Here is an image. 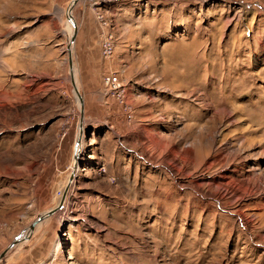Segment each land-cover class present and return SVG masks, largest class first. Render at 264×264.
<instances>
[{"label":"rangeland","instance_id":"374dc122","mask_svg":"<svg viewBox=\"0 0 264 264\" xmlns=\"http://www.w3.org/2000/svg\"><path fill=\"white\" fill-rule=\"evenodd\" d=\"M69 3L0 0V252L66 189L67 264H264V0Z\"/></svg>","mask_w":264,"mask_h":264},{"label":"crops","instance_id":"0c3cea01","mask_svg":"<svg viewBox=\"0 0 264 264\" xmlns=\"http://www.w3.org/2000/svg\"><path fill=\"white\" fill-rule=\"evenodd\" d=\"M57 231L51 215L42 219L0 259V264H67V249L60 244Z\"/></svg>","mask_w":264,"mask_h":264},{"label":"water","instance_id":"95a60500","mask_svg":"<svg viewBox=\"0 0 264 264\" xmlns=\"http://www.w3.org/2000/svg\"><path fill=\"white\" fill-rule=\"evenodd\" d=\"M76 2V0H70V3L68 5H66L65 8H68L66 9V15H65V18L67 20H69V22L71 23V26H72V30L74 28L73 26V23H72V18H71V14H70V10H71V7L72 5ZM71 36H72V33L70 34V41L72 40L71 39ZM68 66H69V79H70V84H71V87L73 89V92L79 102V116H78V133H77V136H76V139H75V144H74V147L76 146V144L79 142V137L81 135V132H80V129H81V125H82V107H81V97L79 96V93L77 91V88L75 87V84L73 82V77H72V74H71V61H70V55H69V52H68ZM74 149V148H73ZM72 160L74 161L75 160V157L74 155H72ZM72 168H73V164H72ZM74 169V168H73ZM72 169V170H73ZM73 175V171H71L70 173V178L68 179V182H70L71 180V176ZM65 192H66V189L63 190L60 198H59V201L57 203V205H55L54 207H51L49 208L48 210L38 214L37 216H35V218L25 227L24 231L20 234H18L17 236L13 237L12 240L8 243V245L0 252V259L2 257H4V255H6L12 248L14 245H16L17 243H19L20 241H22L29 233L30 231L34 228V226L40 222L42 219L52 215L53 213H55L57 210L60 209V207L62 206V202H63V199H64V195H65Z\"/></svg>","mask_w":264,"mask_h":264},{"label":"bare ground","instance_id":"6f19581e","mask_svg":"<svg viewBox=\"0 0 264 264\" xmlns=\"http://www.w3.org/2000/svg\"><path fill=\"white\" fill-rule=\"evenodd\" d=\"M68 9V8H67ZM70 12H71V10H70ZM71 14V13H70ZM69 21V20H68ZM71 23L69 22V23H67V26H68V28H70V31H71V25H70ZM73 32V31H72ZM68 51L70 52V48L68 49ZM71 70H72V68H71ZM72 77H74V73H73V71H72ZM73 82H74V78H73ZM74 84H75V82H74ZM75 86L77 87V85L75 84ZM82 107V106H81ZM83 121V120H82ZM84 122V121H83ZM83 124L84 123H82V125H81V129H80V132L82 133V126H83ZM80 137H81V135H80ZM80 137H79V139H80ZM81 142H80V140H79V142L76 144V146H75V149H74V157L76 158V157H78V151L79 150H81V148H82V146H81V144H80ZM181 153H185V152H190V149L189 148H182L181 149V151H180ZM221 159V158H220ZM222 159H224L223 157H222ZM220 161H222V160H220ZM74 171V170H73ZM219 177H221V178H223L224 179V181H214L213 182V184L215 185L214 186V191H213V193L215 192V195L216 194H218V195H216L217 196V198H219V197H223V196H239V197H242V196H244L245 194L244 193H246V192H249V191H251V190H253L254 189V187H255V183H250V182H243V186H240V183H241V181H238L237 179H235L233 176H231V175H229V173H226V172H222L221 174H220V176ZM233 181H238L239 183V185H238V187H235V188H233V187H231V186H229V184L230 183H232ZM202 192V191H201ZM205 191H203V194H205L206 195V192L204 193ZM252 193V192H251ZM65 194H66V192H65ZM208 194V193H207ZM247 194V193H246ZM250 194V193H249ZM248 194V195H249ZM64 199H65V195H64ZM64 199H63V202H62V205L64 204ZM66 203V202H65ZM62 207V206H61Z\"/></svg>","mask_w":264,"mask_h":264},{"label":"built area","instance_id":"2783aa9c","mask_svg":"<svg viewBox=\"0 0 264 264\" xmlns=\"http://www.w3.org/2000/svg\"><path fill=\"white\" fill-rule=\"evenodd\" d=\"M111 52V45L107 39H105L101 43V53L103 56L109 55ZM103 84L107 90H117L119 87V81L116 75L108 74L105 75L103 78Z\"/></svg>","mask_w":264,"mask_h":264}]
</instances>
